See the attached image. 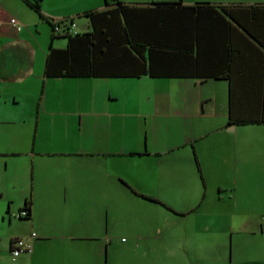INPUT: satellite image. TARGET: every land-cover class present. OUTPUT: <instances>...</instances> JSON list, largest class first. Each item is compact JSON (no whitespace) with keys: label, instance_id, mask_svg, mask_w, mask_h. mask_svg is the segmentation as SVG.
<instances>
[{"label":"crops","instance_id":"crops-1","mask_svg":"<svg viewBox=\"0 0 264 264\" xmlns=\"http://www.w3.org/2000/svg\"><path fill=\"white\" fill-rule=\"evenodd\" d=\"M120 1L133 6L139 17L149 15L146 6L157 2H207L214 8L202 10L207 14L201 23L193 20L189 25L190 10H177L187 40L173 46L186 44L192 53H174L179 60L165 58L166 69H175L176 75L47 76L50 49L67 45L66 38L53 37L49 22L73 18L72 31L84 33L92 29L85 12L115 6L106 0H0V208L8 212V218L0 219V236L8 235L9 251L15 238L31 243L29 254L13 263L33 261L49 243L52 248L41 264H91L93 243L98 257L94 264H108L121 252L119 243L123 247L128 241L123 227L137 247L143 238L149 246L154 229L166 230L181 220L182 246L174 243V249L170 245L160 251L164 255L175 254L183 264H264V252H242L251 241L264 247V215L237 211V204L221 212L223 196L208 197L211 183L235 197L236 188L222 166L224 134H234V142L245 147L247 127L264 125L227 124L229 81L216 73L226 69L229 35L242 34L225 23L229 17L219 6L264 2ZM171 14L164 11L160 16ZM11 17L20 30L11 25ZM140 28L138 40L150 42L157 28L145 22ZM244 40L245 49H255ZM138 63H144L142 58ZM246 156L243 148L238 159L244 165ZM246 174L244 168L228 175L235 182L248 178ZM124 204L166 216L156 228L141 221L125 224L109 214ZM25 207L29 218L19 216ZM199 207L210 210V217L188 228L190 213ZM60 208L106 211L103 221L83 215L47 226L36 222L37 210Z\"/></svg>","mask_w":264,"mask_h":264},{"label":"trees","instance_id":"trees-1","mask_svg":"<svg viewBox=\"0 0 264 264\" xmlns=\"http://www.w3.org/2000/svg\"><path fill=\"white\" fill-rule=\"evenodd\" d=\"M106 2L115 7L112 10L85 12L92 24L88 32H73V18L53 19L49 22L53 37L66 38L67 45L63 49H50L45 71L47 76L176 75L175 69H166L165 58L179 60L174 53L185 56L192 53L186 44L183 48L173 46L187 40L183 35L185 27L179 23L182 15L177 10H190L193 19H187L189 25L194 23L193 20H202L203 14H207L202 10L214 8L207 2L190 6L157 2L146 6V10H151L149 15L143 13L139 17V13L132 12L133 6L120 0ZM33 6L36 11H40L36 1ZM219 7L229 17L224 18L225 23L242 34V37L229 35L226 42V69L216 73V77L229 81L227 124L264 123V4H222ZM237 8L241 11H237ZM164 11L172 14L162 18L160 15ZM144 22L157 28L150 42L137 38ZM57 26L60 30H56ZM246 38L255 51L243 47ZM138 58H142L144 63L139 64ZM24 210L27 212L25 218H29L30 209L25 207Z\"/></svg>","mask_w":264,"mask_h":264},{"label":"rangeland","instance_id":"rangeland-1","mask_svg":"<svg viewBox=\"0 0 264 264\" xmlns=\"http://www.w3.org/2000/svg\"><path fill=\"white\" fill-rule=\"evenodd\" d=\"M194 1V0H191ZM250 2H264V0H246ZM61 43L64 45V40L57 39L56 43ZM175 89V88H173ZM176 90V89H175ZM244 134L246 139L245 147L240 146L234 142V134L227 135L224 134V153L222 155V166L224 172L227 176L232 187H235L236 193L234 198H229L228 191H219L217 187L211 183L208 188V197L215 199L217 195L223 196L222 204L219 206V211H224L225 208L231 207L233 204H237L236 210H242V208L249 210L255 215H264V125H252L247 127ZM244 148L246 157H249V161L244 165L239 158L242 149ZM245 160V159H244ZM246 169L248 178L238 177L234 182L231 176L235 169L241 173V170ZM131 203V202H125ZM125 206V207H124ZM124 208L121 210H112L109 212L110 216L121 217L122 223H132L136 221H141L143 226L147 228L151 227V223L154 225V228L158 227L161 222L164 220L166 214H161L159 212H141L135 209L131 205L124 204ZM105 209L102 208H89L87 210L73 209V208H60V209H51V210H37L36 211V222L43 224L44 226L55 224L61 219H70V218H80L83 215L91 219L102 220L105 216ZM209 211L206 207H199L190 213V221L188 228L192 227V224H199L205 222L207 217H210ZM18 213V212H17ZM4 215L8 218V212L6 208H0V219ZM8 220L6 219V225ZM145 221V222H143ZM150 222V223H149ZM148 224V225H147ZM185 228L183 221H178V223H173L169 226V229H163L157 231L154 229L151 240L148 241L143 238L140 240V246L135 245L136 240L132 238L126 232V227L122 228L124 239L127 238V242L123 244V247L120 244L118 254L114 253L113 258L114 262L109 261L108 264H183L181 258L173 255H164L160 251L170 247L174 249V243L182 246L184 240L182 229ZM172 229V233H170ZM146 242V243H145ZM49 244V243H48ZM45 245L42 250H39L36 254V258L31 261L24 262L22 264H41V261L44 257L49 255L50 248L52 244ZM127 246V247H126ZM89 248L92 251L91 264H94L96 260V249L93 243H89ZM245 255L251 254H261L264 252V247L258 248L255 241H251L250 247L245 248L243 251ZM29 253H22V256H25ZM96 256V257H95ZM21 257V256H20ZM194 257H187L188 260L193 259ZM18 259V258H16ZM117 259V261H116ZM69 261V260H68ZM77 262V260H75ZM197 264H201L198 260ZM198 261V262H197ZM14 260L9 251V238L8 235L0 236V264H14ZM102 264V263H101Z\"/></svg>","mask_w":264,"mask_h":264},{"label":"built area","instance_id":"built-area-1","mask_svg":"<svg viewBox=\"0 0 264 264\" xmlns=\"http://www.w3.org/2000/svg\"><path fill=\"white\" fill-rule=\"evenodd\" d=\"M9 21H10L11 25L14 26L17 30L21 29L22 26L19 24V22L16 18L11 17ZM71 26L73 28L74 23H72ZM56 30H60V27L57 26ZM19 216L26 217L27 216L26 210L22 209L19 212ZM31 236L34 238L37 236V234L35 232H33L31 234ZM30 251H31V243H29L24 238H15L11 243L10 254H11L13 260H15L22 253H29Z\"/></svg>","mask_w":264,"mask_h":264}]
</instances>
